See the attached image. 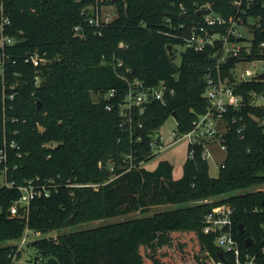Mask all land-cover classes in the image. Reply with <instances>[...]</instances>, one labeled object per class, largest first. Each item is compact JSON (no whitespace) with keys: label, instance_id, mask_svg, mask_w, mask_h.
<instances>
[{"label":"trees","instance_id":"obj_1","mask_svg":"<svg viewBox=\"0 0 264 264\" xmlns=\"http://www.w3.org/2000/svg\"><path fill=\"white\" fill-rule=\"evenodd\" d=\"M231 1L100 0L115 7L114 19L100 27L88 26L81 13L94 0L3 1V15L10 21L4 34L14 40L6 54L15 62L0 79L6 180L20 186L39 177L54 181L56 188L49 197L30 202L25 220L9 214L20 195L17 188L0 186V264H13L10 250L26 227L42 236L25 248L35 258L58 264H235L213 234L202 232L204 216L223 204L233 209L232 235L240 251L264 264V106L257 104L264 97V80L235 86L243 105L224 115L226 156L217 177L209 175L198 146L178 176L167 160L154 169L145 166L157 154L151 142L170 116L177 132L184 133L207 108L199 77L211 50L181 51L178 36L189 34L201 20L199 9L209 6L224 18L236 15ZM244 8L243 24L252 36L248 61H264V3ZM249 18L259 22L250 25ZM77 25L84 36L75 35ZM35 51L48 60L38 69L24 62ZM234 67L233 60L222 66L231 82ZM122 77H136L147 86L165 80L175 95L166 105L152 102L122 123L116 106L106 109L125 95ZM16 82L18 95L9 101L8 86ZM111 90L116 91L112 98ZM87 183L98 184V190L70 187ZM161 205L175 208L144 216ZM135 213L141 216L92 226Z\"/></svg>","mask_w":264,"mask_h":264},{"label":"built area","instance_id":"obj_2","mask_svg":"<svg viewBox=\"0 0 264 264\" xmlns=\"http://www.w3.org/2000/svg\"><path fill=\"white\" fill-rule=\"evenodd\" d=\"M3 1L0 0V79L4 80L5 67L15 62L11 60L6 54V48L14 45V40L4 34L5 27L10 24L7 17L3 15ZM264 0H232L231 5L237 10L236 15L224 18L216 14L211 8L207 15L201 16V20L191 27L189 34L185 36H178L181 40L179 49L185 52L203 53L207 49L211 52L208 56V62L203 66L202 73L199 77V83L204 85V90L201 97L207 103L205 113L198 115L192 121V127L189 131L184 133L174 132L172 136L178 138L180 141H185L188 145L187 158H192L194 155V147H201V157L207 161L211 157L212 151L210 144L217 145L226 155V146L222 139L227 132V122L224 115L229 109H240L243 105V98L240 93L235 91V86L243 82L257 81L258 76L262 73H251L245 69V72L237 74L236 66L239 64H248L256 60L248 61L251 53V39L250 32H246L242 17L245 16V8L252 6L255 3ZM102 4L100 0H94V5L82 9L81 13L85 16V21L88 26H104L110 23L113 18L110 15H104L102 11ZM244 32H243V30ZM75 35L84 36L81 25L74 27ZM264 46V44H261ZM119 47H126L123 43H119ZM244 54L246 56L244 57ZM229 60L235 62V67L232 69L235 82L229 81L226 76L222 74V66ZM261 61V60H258ZM24 62L31 64L38 69L48 63L47 58L39 55L36 51L24 56ZM106 59L102 56L101 64H105ZM121 63H119L120 65ZM131 74V70H127ZM127 81V90L125 95L115 105L106 104V109L111 110L117 107L122 123H129L133 114H142L145 107L152 102H158L166 105L167 101L175 95L174 88H171L165 80L159 81L157 84L147 86L145 83L134 77ZM35 84L38 85V76L35 77ZM18 83L10 84L8 86V94L6 99L13 101L18 95ZM6 91V89H5ZM4 86H3V93ZM109 97H114L115 90H111ZM253 95V94H252ZM5 98V96H3ZM264 97H259V100ZM5 102V101H4ZM158 136V135H157ZM155 137L151 146L154 149H160L161 137ZM10 146L13 148L16 144L12 141ZM162 149V148H161ZM155 150V149H154ZM158 151L155 150V153ZM130 159V157H128ZM7 155L5 149H0V164L5 165L3 170V183L8 188L16 187L19 191V198L9 208V214L20 219H27L28 207L32 200L39 197H49L52 189L56 188L54 181H42L39 177L27 179L20 186H15L13 182L6 180V166ZM223 167V162L220 164ZM132 165H129L127 170H130ZM74 188H90L98 190V184H74L70 185ZM232 215L233 209L227 205H220L214 207L203 218L202 232L204 234H213L215 236V243L221 251L229 252L234 255L235 264H256V255L242 253L239 249L238 242L232 235ZM42 233L39 231L25 228L23 236L20 241L13 245L10 250L9 257L12 262L15 261L17 253L21 252L31 240L39 239ZM261 252L264 253V247ZM46 259L40 257L35 258L33 264H45ZM222 264V262L213 263Z\"/></svg>","mask_w":264,"mask_h":264},{"label":"rangeland","instance_id":"obj_3","mask_svg":"<svg viewBox=\"0 0 264 264\" xmlns=\"http://www.w3.org/2000/svg\"><path fill=\"white\" fill-rule=\"evenodd\" d=\"M103 1V0H101ZM102 11L104 15L108 14L111 16V18L114 19L115 17V7L113 5H103ZM248 22L250 25H254L256 22H259L258 19L249 18ZM264 22V21H262ZM245 36H247L246 32L250 31V28L246 25L244 28ZM245 69L249 70L251 73H262L264 72V61H254L252 63L248 64H239L236 66V72L237 74L245 72ZM257 104L264 106V99L257 101ZM174 132H177V124L175 119L170 116L164 124L161 126V128L158 130V136L161 137V147L160 149L156 148L157 146H154V149L157 150V154L147 163H145V166L149 169H154L157 164L161 161L167 160L169 161L174 168L175 176H178L181 174L183 166L186 163L187 160V151H188V145L185 141H180L178 138H174L172 134ZM157 136V137H158ZM209 147L211 148L212 155L207 160L208 164V172L211 177H217L219 173V167L220 164L225 159V153L221 151L217 145L210 144ZM162 148V149H161ZM4 185L3 178L0 176V186ZM264 187V185H262ZM174 207V206H173ZM172 206L166 205V206H156L152 207L144 216L146 215H152L156 212L164 211L169 208H173ZM175 208V207H174ZM141 216L138 213L130 214L127 216H120L115 217L112 219H105L102 221L95 222L92 226H99L119 221H124L128 219H132L135 217ZM56 236V235H54ZM3 245V244H0ZM35 260V253L34 251L28 250V248H24L23 251L20 253L19 258H17L13 264H33V261Z\"/></svg>","mask_w":264,"mask_h":264},{"label":"water","instance_id":"obj_4","mask_svg":"<svg viewBox=\"0 0 264 264\" xmlns=\"http://www.w3.org/2000/svg\"><path fill=\"white\" fill-rule=\"evenodd\" d=\"M209 12H210L209 8H202V9H199V10L196 11V15L204 16V15H207ZM167 49H168L169 52H171V50H172L171 46H168ZM257 79L258 80H264V73L260 74ZM37 107H40V102L39 101L37 102ZM173 116L174 115H172V117ZM239 227L243 228V226L241 224L239 225ZM250 244H251L250 238H246L244 246L248 247ZM218 253H219L220 260H222L223 259L222 258V254L220 252H218ZM45 264H58V263H57V261L55 259L48 258V259H46Z\"/></svg>","mask_w":264,"mask_h":264}]
</instances>
